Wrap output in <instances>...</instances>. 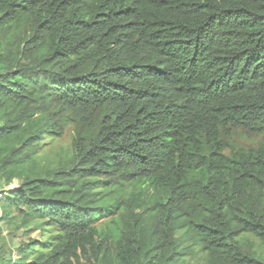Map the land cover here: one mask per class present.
Here are the masks:
<instances>
[{
    "label": "trees",
    "instance_id": "16d2710c",
    "mask_svg": "<svg viewBox=\"0 0 264 264\" xmlns=\"http://www.w3.org/2000/svg\"><path fill=\"white\" fill-rule=\"evenodd\" d=\"M14 179L0 264H264V0H0Z\"/></svg>",
    "mask_w": 264,
    "mask_h": 264
},
{
    "label": "rangeland",
    "instance_id": "374dc122",
    "mask_svg": "<svg viewBox=\"0 0 264 264\" xmlns=\"http://www.w3.org/2000/svg\"><path fill=\"white\" fill-rule=\"evenodd\" d=\"M256 142L257 138L255 136H248L243 134L238 138V143L241 145L256 144ZM19 186L20 184L18 183L17 179H14L10 183L0 182V198L2 195L11 194ZM2 210L0 208V215L3 214ZM6 220L0 216V238H2L0 239V245L5 244V254L8 253L6 248H8L9 250H15L18 246L22 245V243H27L29 238H40L38 230L29 231L28 228H23L21 226L15 229L13 223L9 222V217H7ZM15 254L16 252H13V255Z\"/></svg>",
    "mask_w": 264,
    "mask_h": 264
}]
</instances>
